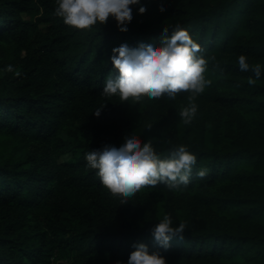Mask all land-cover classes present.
<instances>
[{
  "label": "trees",
  "instance_id": "1",
  "mask_svg": "<svg viewBox=\"0 0 264 264\" xmlns=\"http://www.w3.org/2000/svg\"><path fill=\"white\" fill-rule=\"evenodd\" d=\"M144 2L119 31L111 18L89 30L66 25L56 0H0V264H115L134 242L188 264H264V75L252 71L264 69V0ZM176 25L208 61L203 93L102 94L113 46L159 44ZM193 102L185 123L179 113ZM127 132L162 156L186 145L196 154L189 184L146 186L121 202L85 153ZM166 213L186 227L164 249L150 229Z\"/></svg>",
  "mask_w": 264,
  "mask_h": 264
},
{
  "label": "clouds",
  "instance_id": "2",
  "mask_svg": "<svg viewBox=\"0 0 264 264\" xmlns=\"http://www.w3.org/2000/svg\"><path fill=\"white\" fill-rule=\"evenodd\" d=\"M136 5L140 12H145L148 7L144 0H56L53 14L75 29L89 30L111 18L119 31H126ZM161 6H166L164 0H161ZM168 33V27L164 26L159 44L155 39H141L134 45L123 41L113 46L108 60L115 72L106 79L102 94L118 96L120 101H129V98L140 101L145 95L174 99L177 94L187 92L189 99H193L203 93L210 81L205 76L208 61L199 54L200 44L180 25L172 27ZM237 64L240 70H248L246 55H239ZM13 67L8 64L4 70L10 72ZM252 71L256 78L264 75L260 65L253 67ZM16 75H19L18 71ZM105 104L97 107L93 114L99 117ZM196 111L197 105L193 102L179 115L188 123ZM85 160L87 167L96 170L100 182L118 195L121 202H127L130 196L146 186L164 184L169 189L187 186L196 154L180 144L170 154L162 156L151 139L145 140L134 132H127L119 144L107 142L89 150L85 153ZM197 175H205V170H199ZM185 227L184 222L174 224L173 217L166 213L150 231L154 242L167 249L174 237H182ZM115 264L167 262L158 251H149L144 242H134L127 261L117 260Z\"/></svg>",
  "mask_w": 264,
  "mask_h": 264
},
{
  "label": "rangeland",
  "instance_id": "3",
  "mask_svg": "<svg viewBox=\"0 0 264 264\" xmlns=\"http://www.w3.org/2000/svg\"><path fill=\"white\" fill-rule=\"evenodd\" d=\"M0 55H4L6 53V48L4 50L0 51ZM167 264H188L186 260L183 259H177V260H171V259H166Z\"/></svg>",
  "mask_w": 264,
  "mask_h": 264
},
{
  "label": "built area",
  "instance_id": "4",
  "mask_svg": "<svg viewBox=\"0 0 264 264\" xmlns=\"http://www.w3.org/2000/svg\"><path fill=\"white\" fill-rule=\"evenodd\" d=\"M57 262L58 260H55L53 257H51L49 264H56Z\"/></svg>",
  "mask_w": 264,
  "mask_h": 264
}]
</instances>
